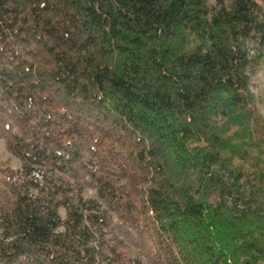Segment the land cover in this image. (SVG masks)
Here are the masks:
<instances>
[{"label":"trees","instance_id":"trees-1","mask_svg":"<svg viewBox=\"0 0 264 264\" xmlns=\"http://www.w3.org/2000/svg\"><path fill=\"white\" fill-rule=\"evenodd\" d=\"M264 0H0V264H264Z\"/></svg>","mask_w":264,"mask_h":264},{"label":"rangeland","instance_id":"rangeland-1","mask_svg":"<svg viewBox=\"0 0 264 264\" xmlns=\"http://www.w3.org/2000/svg\"><path fill=\"white\" fill-rule=\"evenodd\" d=\"M259 79L261 81L260 84H259V89L262 90V91H264V77L259 78ZM263 114H264V110H263ZM0 154L2 156H6V153H5L4 149H3V144H2L1 141H0Z\"/></svg>","mask_w":264,"mask_h":264}]
</instances>
